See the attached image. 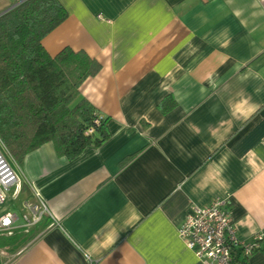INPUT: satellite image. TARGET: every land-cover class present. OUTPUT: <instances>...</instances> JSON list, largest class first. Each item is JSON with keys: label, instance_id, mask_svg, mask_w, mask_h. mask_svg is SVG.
Segmentation results:
<instances>
[{"label": "crops", "instance_id": "1", "mask_svg": "<svg viewBox=\"0 0 264 264\" xmlns=\"http://www.w3.org/2000/svg\"><path fill=\"white\" fill-rule=\"evenodd\" d=\"M58 1L41 44L99 62L79 93L106 138L72 159L46 142L14 166L52 216L0 232L4 264H203L177 227L214 197L238 239L264 237V0ZM233 261L264 264V241Z\"/></svg>", "mask_w": 264, "mask_h": 264}, {"label": "trees", "instance_id": "2", "mask_svg": "<svg viewBox=\"0 0 264 264\" xmlns=\"http://www.w3.org/2000/svg\"><path fill=\"white\" fill-rule=\"evenodd\" d=\"M0 12V143L7 156L19 166L46 142L67 159L100 144L106 138L103 121L93 133L86 132L100 114L79 93L82 81L100 69L99 62L68 47L51 56L41 44L66 17L62 4L9 0ZM173 104L168 96L158 106L164 112ZM20 194L31 196L25 181Z\"/></svg>", "mask_w": 264, "mask_h": 264}, {"label": "built area", "instance_id": "3", "mask_svg": "<svg viewBox=\"0 0 264 264\" xmlns=\"http://www.w3.org/2000/svg\"><path fill=\"white\" fill-rule=\"evenodd\" d=\"M103 121L101 115L95 116L92 126L86 132L93 133L94 127ZM21 179L9 162L7 153L0 143V204L9 196L18 198ZM18 211H5L0 215V232L11 233L14 229L28 230L44 216H52L46 202L38 196L21 200ZM20 220L21 224H16ZM177 233L184 244L203 264H234L233 251L240 249L243 256H249L259 247L264 238L260 234L252 240L237 238L230 219V211L225 198L214 197L203 205L191 204L177 227ZM8 256L7 248L0 247V262Z\"/></svg>", "mask_w": 264, "mask_h": 264}, {"label": "rangeland", "instance_id": "4", "mask_svg": "<svg viewBox=\"0 0 264 264\" xmlns=\"http://www.w3.org/2000/svg\"><path fill=\"white\" fill-rule=\"evenodd\" d=\"M8 160L13 166H15L14 162L9 157ZM9 206H10V200L7 198V200L0 205V211L6 209Z\"/></svg>", "mask_w": 264, "mask_h": 264}, {"label": "water", "instance_id": "5", "mask_svg": "<svg viewBox=\"0 0 264 264\" xmlns=\"http://www.w3.org/2000/svg\"><path fill=\"white\" fill-rule=\"evenodd\" d=\"M4 11V10H3ZM1 13V12H0Z\"/></svg>", "mask_w": 264, "mask_h": 264}]
</instances>
